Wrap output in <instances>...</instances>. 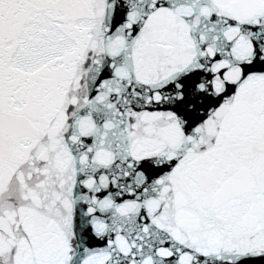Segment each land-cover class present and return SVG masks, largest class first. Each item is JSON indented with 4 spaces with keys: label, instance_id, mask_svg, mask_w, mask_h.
Masks as SVG:
<instances>
[{
    "label": "snow or ice",
    "instance_id": "1",
    "mask_svg": "<svg viewBox=\"0 0 264 264\" xmlns=\"http://www.w3.org/2000/svg\"><path fill=\"white\" fill-rule=\"evenodd\" d=\"M0 264H264V0H0Z\"/></svg>",
    "mask_w": 264,
    "mask_h": 264
}]
</instances>
